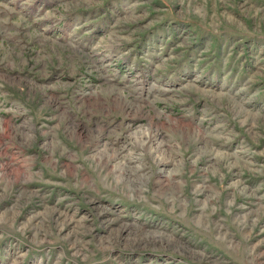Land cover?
I'll return each instance as SVG.
<instances>
[{
	"label": "rangeland",
	"instance_id": "374dc122",
	"mask_svg": "<svg viewBox=\"0 0 264 264\" xmlns=\"http://www.w3.org/2000/svg\"><path fill=\"white\" fill-rule=\"evenodd\" d=\"M0 264H264V0H0Z\"/></svg>",
	"mask_w": 264,
	"mask_h": 264
}]
</instances>
